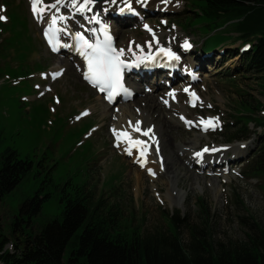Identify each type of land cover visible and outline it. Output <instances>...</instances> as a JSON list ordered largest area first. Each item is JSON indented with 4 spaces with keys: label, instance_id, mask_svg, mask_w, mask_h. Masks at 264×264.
<instances>
[{
    "label": "rangeland",
    "instance_id": "rangeland-1",
    "mask_svg": "<svg viewBox=\"0 0 264 264\" xmlns=\"http://www.w3.org/2000/svg\"><path fill=\"white\" fill-rule=\"evenodd\" d=\"M158 2L164 7L159 9L157 0H148L140 5L141 9L148 8L146 14L136 12L137 19L124 21L121 26L114 24L116 43L125 42L132 36L141 44L145 40L153 44L159 42L169 49L183 52L187 40L191 50L182 63L186 65L190 61L199 66L194 63L199 58L202 63L201 69L189 65L192 73L190 92L195 93L199 101L196 105H187L188 93L183 91L184 84L180 80L174 84L180 90V105L184 103L188 118L201 121L213 118L219 124L216 130L206 133L199 132L198 123L192 129L171 124L170 138L163 133L169 146L162 149L163 165L160 168L169 164L174 156L179 166V179L174 186L171 169L164 177L151 180L142 171L137 173L129 155L114 148L116 138L112 129L124 125V119L129 121L128 116L123 119L117 116L121 110L123 115L127 103L109 107L107 113L103 111L100 98L80 81L70 63L61 77L51 75L53 67L65 58L52 55L45 48L41 40L42 22L31 18L29 0H0V16L5 17L0 20V154L11 148L21 159L33 163L32 171L0 202V221L6 235L9 236L10 224L19 206L41 186L40 194H49L50 198L32 220L33 230L60 217V193L47 182V173L57 186L66 182L85 184L93 202L101 200L99 207L103 212L110 207L117 208V223L140 227L143 234L166 231L168 217L177 210L181 217L195 221L200 203L212 216L211 228L216 241H246L245 235L250 231L248 226L252 227L251 234L264 231V174L254 173L251 169L258 150L257 138L262 131L257 123L264 119V82L254 74L239 71L242 69L240 57L229 59L228 54L239 48V43L233 46L224 44L208 55L201 53L200 40L209 34L205 29L191 27L201 20L191 21L196 11L191 12L195 8H188L187 0H169L167 7L164 0ZM55 3L56 0H44L46 13L52 8L47 6ZM101 3L104 9L123 6L122 0ZM152 34L156 36L152 37ZM197 71L199 73L194 75ZM153 86V80L144 82L140 86L142 94L136 95L134 101L141 100L143 92L149 95L158 106L154 110L156 114L152 113L153 119L164 122V115L174 111L164 95L169 90H153ZM129 103L131 114L143 118L138 109L133 108L134 103ZM85 112L87 115H82ZM185 125L187 127V123ZM195 137H199L197 150L237 144L245 146V150L229 165L216 167L213 164L207 169L191 164L182 166L183 151ZM168 151L172 154L170 158ZM158 154L154 151L150 155L152 162L158 163ZM231 156L229 152L228 158ZM39 163L41 167H38ZM194 178L199 179L198 185ZM215 178L221 187L216 195L208 182ZM177 191L185 193L183 201ZM182 233L185 237V232ZM4 249L11 251L12 248L8 244Z\"/></svg>",
    "mask_w": 264,
    "mask_h": 264
},
{
    "label": "trees",
    "instance_id": "trees-1",
    "mask_svg": "<svg viewBox=\"0 0 264 264\" xmlns=\"http://www.w3.org/2000/svg\"><path fill=\"white\" fill-rule=\"evenodd\" d=\"M187 1L188 8H195L191 12L196 11L191 21L201 20L191 27L205 29L209 34L200 40L201 52L239 43L240 47L228 54L229 59L240 57L239 71L254 74L264 82V0ZM257 127L262 131L251 169L264 174V119ZM32 168L29 159H21L11 148L0 154V202ZM45 178L60 193V217L33 230L32 220L50 198L49 194H40L41 186L19 206L9 236L0 221L1 264H264V231L257 230L252 235V227L248 226L246 241H216L212 216L202 203L195 221L181 217L177 210L168 217L166 231L143 234L140 227L117 223V208L103 212L101 200L94 203L85 184L66 182L57 186L49 173ZM8 244L11 251L4 249Z\"/></svg>",
    "mask_w": 264,
    "mask_h": 264
},
{
    "label": "bare ground",
    "instance_id": "bare-ground-1",
    "mask_svg": "<svg viewBox=\"0 0 264 264\" xmlns=\"http://www.w3.org/2000/svg\"><path fill=\"white\" fill-rule=\"evenodd\" d=\"M128 1L131 4V9H133L135 12H137L140 15L144 14V13L146 14L145 11L148 8L145 7L144 9H141L140 5L146 4L148 2V0H128ZM82 2L77 1V4L82 3ZM157 3L159 6V9L162 8L163 5L161 3H159L158 0H157ZM167 4L169 5L170 3H165L166 7L168 6ZM57 8L59 9V11H57ZM115 8L116 7H113L112 9H110V8L104 9L101 2H91V3L86 5L85 10L79 11V10H77V8L72 7V2H67V0H61V4L56 5V7H52L51 10L49 12H47V14L45 16L41 17V19L43 21L42 27H44V25L48 24L49 22H52V16L56 15L57 17H59V16L65 17L64 20L58 19L57 24H60L63 26L68 25L71 27V29L74 32L87 30V29L91 28L92 26H94L95 22L105 21L107 24H110V26L113 28L114 33L117 35V32H116L115 27H114L115 19L112 17V12L114 11ZM100 9H102V10H100ZM135 19H137V18H135ZM117 20H120V19H117ZM124 21H127V20H122V22H124ZM143 29H145V28H143ZM154 36H156V34H152V37H154ZM64 42H65L64 43L65 49H64V51H62V56H64L65 59L62 60L58 66L53 67V69L51 71V75H54L55 77H61V75L69 69V63H70L73 66L74 70L77 72V74L80 78V81L83 82V79H82L83 78V73H82L83 69H82L81 63L70 53V50L68 48V44L66 43L65 40H64ZM148 42H149L148 40H145L141 44L140 42L135 40L134 37L131 36L130 38H128L127 41L121 42L120 44H118L117 47L119 48V50L120 49L124 50L123 57H124L126 62L132 61L133 64H135L139 67H142L141 65L143 63V60H148L149 56L156 54L158 52H162V51H160V49L168 48L167 46H162L159 42L156 45H154L153 42H151V41L149 43V46L146 47L145 43H148ZM133 43L135 44L134 46H132ZM141 45H142V47H140ZM188 54H189V51L184 50L182 52L183 58L185 59ZM136 55L139 56L138 63L133 61L134 56H136ZM194 63H197V65L202 67V63H201L200 58ZM200 63H201V65H200ZM172 64L178 66L179 72L178 73L159 72V75L163 76L162 77L163 79L156 77L154 75L148 76L147 74H142L141 76L136 77L140 83H139L138 88H136V89L134 88V95L132 97V102L134 103L133 108L138 109V112L140 113V115L143 118H141L139 116L136 117V115L134 113L131 114L132 111H130V108H128V106H129L128 104H130V103H127L126 104L127 106L122 105V107L126 106L124 108V110L127 108L126 111L123 112V115H121V112L123 110H121V111L118 110L119 113L118 114L116 113V114L121 119H123V117L128 116L129 121L126 122L125 121L126 119H124V125L119 124L118 127L115 126V129L118 131H126V132L130 133V135L134 139L144 140L148 144V154L146 157L147 162L144 164V166L142 168H140L139 167L140 160L136 159V152L134 150H132V154L129 155L125 151V148L128 146L127 143L126 142L119 143V147H118V150L120 151L119 153H123V154L125 153L131 157V161L135 165L138 174H139V172L142 171L143 173L147 174V176H150L151 180H155V179H158V177H164L168 173V171L171 169V173L173 174L172 177L174 180V183H173V186H174L175 183L177 182V180L179 179L178 178L179 177V173H178L179 166H177V160L174 158V156H172V154L169 151H168L169 158H170V156H172L173 158L171 157L172 159L170 162L167 160L169 162V164L163 166L164 172H162L163 168H160V166L163 165V160H161V158L163 157L162 149H163V147L166 148L169 146V144H167L165 139H164L163 133H165L170 138L171 132L169 131V129L173 124H175L176 126L179 124V126L181 125V127L185 129V128H191L193 126H196L197 123H198V127H200L202 123H201L200 119H196L193 117L192 118L187 117L188 113L186 111V108L183 107L184 103H183V105H180V102H179L180 98H179L178 94H179L180 90L176 89L175 88L176 86L174 85L176 82L181 80V82L184 84L182 86L183 91H184V89L189 90L188 92H186V93H188V97H187V99H188L190 96L189 92L192 91L191 85L189 84V77H190V75H192V73L190 72V67L191 68H197V69H201V68L199 66H196L195 64H193L190 61H188V63L186 65H184V63H182V62L181 63L172 62ZM189 65H190V67H189ZM183 71H185V74H182ZM57 73H59V75H57ZM186 73L188 75H186ZM198 73L199 72L197 71L193 74L196 75ZM149 80L154 81L153 90H160V89L164 88V89H168L169 91H171V92L168 91V94H164V95L166 96V99H167L169 105L174 108V111L171 113L170 112L166 113L164 115L165 116L164 122H160V121L158 122L155 119H153L152 113L156 114L154 110H157L156 108L158 106L156 105L157 101L150 99L149 95L147 96L143 92V96H141V100L134 101L136 95L142 94L140 86H143V83L146 81H149ZM127 82L129 85H131L128 80H127ZM129 88L133 89L131 86ZM169 93H173L174 95H169ZM100 101H101L100 104L102 103L101 106H102L103 111H105L106 113L109 112V110H110L109 105L105 104L102 97L100 98ZM198 101L196 102V104L198 103ZM187 105L191 106L189 101H188ZM111 109L113 110V114H114V112H115L114 108H111ZM103 114H105V113H103ZM113 114H111V116H113ZM143 114H144V116H143ZM132 115H134V116H132ZM117 116L114 114V117L117 118ZM173 117H175V119H176L175 121H174ZM181 117H183V119H181ZM105 118H106V116L103 119H105ZM137 121L140 122V128L142 131L147 130L148 128L152 129V133H150V136H143L140 133L133 132L132 127L130 126V122H131V125L134 126ZM186 121L190 122L187 124V127L185 125ZM151 136L155 137V141H153L150 138ZM198 140H199V137H195V139L192 140L186 147L184 145L185 149L183 151L184 152V158H183V161L181 162V163H183L182 166L187 167V166H190V164H191V165H193V167L197 166V168L202 167V168L207 169V168H209V165H213V164L217 165L216 167L223 166V165H229L233 161H236L237 157H239V155H241V153H243L242 151L245 150V146H242V144H237V146H234V145L219 146V148L215 147V148H218V151L216 154H214V152H212L211 148L205 147V148H208L209 151L204 152L202 156L198 157L195 155V152L198 151L196 149V145L199 144ZM115 142H117V140ZM164 144H165V146H164ZM157 146H159V148L161 147V151L159 152L158 157H157V159L159 160V161L157 160L158 163L152 162V160L150 158V155H152V153L154 151H157L156 150ZM229 152L232 154L231 158H228ZM198 163H199V165H197ZM148 169H151L152 172L155 173V175H150L148 172ZM225 179H228V177L225 176ZM194 181L198 185L199 179L194 178ZM208 182L213 189L214 195H216L218 189L221 188L220 184L218 182V179L215 178L214 180L208 181ZM177 195L180 198V201H183V199L185 197V193L177 191Z\"/></svg>",
    "mask_w": 264,
    "mask_h": 264
},
{
    "label": "snow or ice",
    "instance_id": "snow-or-ice-1",
    "mask_svg": "<svg viewBox=\"0 0 264 264\" xmlns=\"http://www.w3.org/2000/svg\"><path fill=\"white\" fill-rule=\"evenodd\" d=\"M92 0H83L82 3L77 4V0H72V7L77 8L79 11H83L86 8V5L91 3ZM169 0H164V3H168ZM41 3V0H31V7L32 12L34 15H37L39 18L40 14L45 11L44 7H38V5ZM61 4V0H56L55 5H49L47 7H56V5ZM129 8H131V5H128ZM57 11L59 9L57 8ZM4 16H0V20H4ZM64 20L65 17L56 15L52 16V25H55L57 21ZM51 27V26H50ZM146 28H148L147 25H145ZM151 31V29H149ZM45 35L48 36V32H45ZM106 40L103 46L100 43L92 44L89 43L88 40L84 38L83 35L77 34L75 37L77 40L82 41V48L84 49L81 51V54L85 56V58L88 61V71L84 74V78L88 80L90 83L93 84V86H98L100 91H105L106 89H110L108 91V98L111 100V98L116 94L117 89L123 90V85L121 84V68L122 67H128L129 65H125V62L121 59V56L124 55V50L120 49L117 51L111 44V38L107 36V33L105 32ZM51 43V40L49 41ZM184 48H190L191 44L187 40L184 41L183 44ZM90 50V51H88ZM162 52H166L168 57L170 59H178V57H175L171 51H168L166 49H160ZM59 75V73H57ZM185 92H188V89H184ZM169 95H174L173 93H169ZM189 95L193 97V100L195 101L198 99L196 97L195 93L189 92ZM167 103V101H165ZM82 115H87V113H83ZM183 119V117H181ZM186 123H190L189 121H186ZM201 123L205 126V128H215L218 125V120L208 119V120H202ZM132 130L134 132L140 133L143 136H150V133H152V129L148 128L147 130H141L140 128V122L137 121L134 126L131 125ZM113 135L115 136L118 145L121 142H126L127 147L125 148V151L131 155L132 149L135 148L139 152V158H140V165L141 167L144 166V164L147 162L146 157L148 154V145L146 141L140 140V139H134L130 133L126 131H118L115 128L112 129ZM153 141H155V137H150ZM212 151H218V149H211ZM208 148H204L202 152L195 153L196 156L200 157L203 155L204 152H208ZM159 153V148H157V154ZM148 172L150 175H155V173L152 172L151 169H148Z\"/></svg>",
    "mask_w": 264,
    "mask_h": 264
},
{
    "label": "water",
    "instance_id": "water-1",
    "mask_svg": "<svg viewBox=\"0 0 264 264\" xmlns=\"http://www.w3.org/2000/svg\"><path fill=\"white\" fill-rule=\"evenodd\" d=\"M92 1H96L97 2V1H102V0H92Z\"/></svg>",
    "mask_w": 264,
    "mask_h": 264
}]
</instances>
